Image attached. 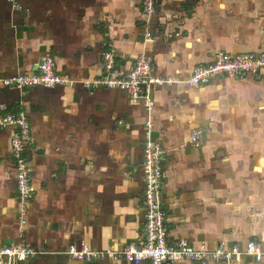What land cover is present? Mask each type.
I'll return each mask as SVG.
<instances>
[{
	"label": "crops",
	"instance_id": "obj_1",
	"mask_svg": "<svg viewBox=\"0 0 264 264\" xmlns=\"http://www.w3.org/2000/svg\"><path fill=\"white\" fill-rule=\"evenodd\" d=\"M142 1L18 0V8L0 0V102L29 117L26 154L35 188L21 217L11 156L17 129H0V246L29 243L48 251L22 264H146L87 263L62 252L82 244L117 249L143 239L149 116L154 139L167 150L168 241L185 238L209 249L264 242V70L187 83L216 51L264 52V0H157L150 19ZM105 43L117 49L121 74L141 55L151 58L153 74L166 81L154 87L151 111L124 90L84 86L104 72ZM43 56L73 85L3 84L35 72ZM200 127L210 132L194 147L188 139ZM220 264H264V256Z\"/></svg>",
	"mask_w": 264,
	"mask_h": 264
},
{
	"label": "built area",
	"instance_id": "obj_2",
	"mask_svg": "<svg viewBox=\"0 0 264 264\" xmlns=\"http://www.w3.org/2000/svg\"><path fill=\"white\" fill-rule=\"evenodd\" d=\"M13 6L20 8L18 0H8ZM157 9V0H143L142 11L147 19L153 16ZM152 39L151 31L146 33ZM103 51L104 72L95 79L84 81L86 88L94 90L99 87L117 88L128 93L134 103H144L151 111L155 106L152 91L155 86L163 85L166 81L153 74L152 60L147 55H141L132 69L120 73L116 66L117 49L110 43H105ZM264 70V52L231 54L216 51L213 61L200 64L193 68L192 75L187 81L190 87L205 84L217 75L244 77L248 74H258ZM7 87L73 85V81L61 75L56 68L55 60L43 56L32 74H17L3 79ZM16 127L11 137V156L16 166V180L21 217L27 211V204L33 199L35 188L31 181V171L27 152V139L31 124L24 109L11 111L7 105L0 102V129ZM154 121L149 116L145 122V140L143 161L144 172V205L145 220L143 239L128 243L117 249L95 251L87 245H71L62 252L69 257L87 263H96L109 258L114 261L124 260L130 263L145 262L146 264H177L180 261H191L196 264L229 263L243 256L253 257L261 261L264 256V242L250 240L245 245L238 243L226 245L217 244L213 249L196 248L187 239H179L175 244L168 241L169 225L167 209L163 202V184L165 177V160L167 150L161 141L154 139ZM209 127L193 129L188 143L200 147ZM24 221V219H23ZM48 254V251L37 248L29 243L0 246V264H22L29 259Z\"/></svg>",
	"mask_w": 264,
	"mask_h": 264
}]
</instances>
